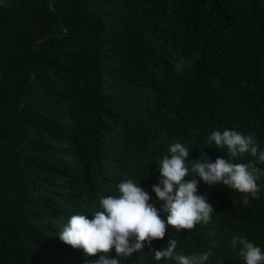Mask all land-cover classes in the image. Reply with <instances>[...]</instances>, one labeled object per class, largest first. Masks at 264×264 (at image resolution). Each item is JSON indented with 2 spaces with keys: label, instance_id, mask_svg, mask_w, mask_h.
Listing matches in <instances>:
<instances>
[{
  "label": "trees",
  "instance_id": "obj_1",
  "mask_svg": "<svg viewBox=\"0 0 264 264\" xmlns=\"http://www.w3.org/2000/svg\"><path fill=\"white\" fill-rule=\"evenodd\" d=\"M225 128L264 147V0H0V264H88L56 237L70 215L124 179L154 201L168 145L227 159L206 142ZM257 183L245 204L198 180L208 222L166 226L152 249L175 238L183 254L209 251L208 264H244L229 242L264 251ZM141 250L117 259L171 264Z\"/></svg>",
  "mask_w": 264,
  "mask_h": 264
},
{
  "label": "clouds",
  "instance_id": "obj_2",
  "mask_svg": "<svg viewBox=\"0 0 264 264\" xmlns=\"http://www.w3.org/2000/svg\"><path fill=\"white\" fill-rule=\"evenodd\" d=\"M207 143L215 149H225L227 159L217 156L209 160L201 154L188 159L189 148L181 142L168 145L167 155L157 165V182L150 186L155 200H150L138 180L124 179L116 185V194L101 196L97 210L90 214L75 213L62 224L56 237L72 248L80 249L86 257L95 256L88 264H120L117 257H128L147 247L155 261L171 264H208L210 252L183 254L177 251V240L169 238L160 249H152L153 240L162 239L166 226L191 229L195 223H207L213 212L203 193L197 192V183L222 185L236 193L255 198L260 190L257 183L264 177V147H259L250 134L225 128L212 130ZM248 154L254 159L234 162ZM198 178V179H197ZM159 203V207L156 204ZM161 214L163 218H161ZM237 248L244 264H264V251L244 237H233L229 242ZM112 250L114 255L107 253ZM100 253V255H96Z\"/></svg>",
  "mask_w": 264,
  "mask_h": 264
}]
</instances>
